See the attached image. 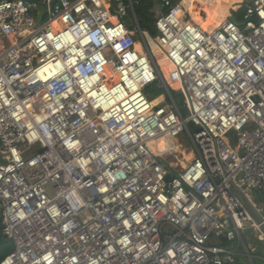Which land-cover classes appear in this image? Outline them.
<instances>
[{
    "label": "built area",
    "instance_id": "obj_1",
    "mask_svg": "<svg viewBox=\"0 0 264 264\" xmlns=\"http://www.w3.org/2000/svg\"><path fill=\"white\" fill-rule=\"evenodd\" d=\"M160 1L153 37L139 0H0V220L14 247L0 264H254L243 234L264 243L250 196L264 193V0L212 31ZM183 134L194 159L178 173L166 158Z\"/></svg>",
    "mask_w": 264,
    "mask_h": 264
},
{
    "label": "rangeland",
    "instance_id": "obj_2",
    "mask_svg": "<svg viewBox=\"0 0 264 264\" xmlns=\"http://www.w3.org/2000/svg\"><path fill=\"white\" fill-rule=\"evenodd\" d=\"M151 1H153V0H151ZM207 1L208 0H198V2L201 3L202 5H204ZM245 2H246V0H241L240 3L233 4V5H231L232 2L230 0H226V1L225 0H219V1L212 2L211 3V5H212L211 15L213 17V21H212V24H209V25L213 26V25L217 24L221 20L225 19L227 14H229V16L227 18H229L230 21L240 25V22L242 21V12L241 13H237V12L242 10ZM199 3L195 4V7L197 9L203 8V6L199 5ZM226 3L228 4V6L231 5L229 7V12H227ZM186 4L187 3H185L184 5H186ZM204 6H206V5H204ZM186 10L189 12V8H187ZM207 10H208V16H209V8L208 7H207ZM128 13L129 14L131 13L129 9H128ZM151 13H154L153 9L149 10V14H151ZM190 15H191V13H187V16H185L183 18V21L188 22L189 21L188 17ZM149 16L151 18L153 17V15H149ZM125 21L128 24V26H130V28H132L134 26V19L131 15H128V17L125 19ZM199 25H201L202 27L208 26V24H206V21L199 22ZM136 48L139 51L142 50L141 44L139 42L136 44ZM153 51H155V55L157 57L159 65L162 68V71L164 72L166 79H168L170 82L174 81V79H175L174 75L175 74L173 72L171 65L167 61L166 57L162 53L159 52V49L156 46H154ZM173 88H177L176 85H174L172 87V89ZM176 93H177L176 101H177L178 105L181 107V110L185 113L183 95L180 92V90H177ZM155 95H157V94H155ZM158 99H159V102L155 105V107H157V108H159V106L162 108L166 107V106H163V103H162L163 100H161L159 97L154 96V101H156ZM192 131L194 132V130H192ZM229 137H232L231 139H229V141H230L231 145L235 147L237 145L236 133L232 132L231 134H229ZM179 141H180V145H182V148L180 150L181 153L176 154L175 156H170V157L166 158L167 162H170L171 164L173 163L174 167L178 168V170H176V172H178V173L184 167V166H182V163H184L186 161L185 157H187L188 154L190 152H192V150H193V145H192V142H191L188 134H183L182 136H180ZM158 148H159V144H158ZM159 151L161 154H163V152L164 153L167 152L168 146L167 145L164 146V145L160 144ZM185 155H187V156H185ZM250 196L254 200V203L257 206V208L261 210V216L264 217V193L259 192V191H252ZM243 236H244V240H245L246 245L249 247V249L251 251H253V253H252L253 263L254 264H263V261L260 258H263V255H264V243L258 240L257 234L254 230L248 229L247 232H244ZM229 247L235 248L236 244H230ZM254 250H256V252H254ZM238 251L240 253H244L243 248H239ZM243 260L245 261L244 263L251 264L250 260L247 257H244ZM244 263H239V264H244Z\"/></svg>",
    "mask_w": 264,
    "mask_h": 264
},
{
    "label": "trees",
    "instance_id": "obj_3",
    "mask_svg": "<svg viewBox=\"0 0 264 264\" xmlns=\"http://www.w3.org/2000/svg\"><path fill=\"white\" fill-rule=\"evenodd\" d=\"M181 1V0H173L174 3ZM250 0H246V2H248ZM197 4V3H195ZM195 4L191 5L189 8V12L191 13V15L188 17L189 21H193V23H199V22H203L206 21L207 23L212 24L213 21V17L211 15V9H212V5L211 3H209L208 1L204 4L207 5L209 7V16H208V10L207 7L204 6L201 9H197L195 7ZM152 2L150 0H141L140 4L136 7L135 11H136V16L138 19V23L140 25V28L144 31H148L150 33L151 36L155 37L157 36V30L155 27V23L156 20L151 18L149 15V10L152 9ZM243 15V9L240 10L237 13H241ZM205 16V17H204ZM209 19V21H208ZM242 23V21L240 22ZM170 94L173 97V99L175 100L176 104L178 105L177 101H176V97H177V93L175 90L169 88ZM149 95L151 94V100L154 102L153 104L156 105L157 101H154V96L156 97H160L163 100H168L169 101V97H168V92L166 91V89L162 86V84L160 82H155L154 84L150 85L147 87V91H146ZM157 94V95H155ZM179 109L181 110V107L178 105ZM13 244L10 240H8L2 231V226H1V220H0V262L8 255L10 254V252L13 250Z\"/></svg>",
    "mask_w": 264,
    "mask_h": 264
},
{
    "label": "crops",
    "instance_id": "obj_4",
    "mask_svg": "<svg viewBox=\"0 0 264 264\" xmlns=\"http://www.w3.org/2000/svg\"><path fill=\"white\" fill-rule=\"evenodd\" d=\"M140 2H141V0H139ZM151 1V0H150ZM209 1V3H212V2H215V1H219V0H208ZM226 1V0H225ZM232 3H231V5H233V4H237V3H240V1L241 0H230ZM152 2V4H153V6H152V9H153V11H154V13H151L150 15H153V19H156L157 20V18H159L162 14H165L166 12H167V9L166 8H164V6H162V2L160 1V0H153V1H151ZM181 3L184 7H185V9H187V8H190V6L191 5H193V4H195V3H199L198 2V0H181V1H178V2H176V3ZM224 2V1H223ZM185 3H187L186 5H184ZM199 5H201V6H203L204 7V5H202L201 3H199ZM226 5H227V12H229V7L231 6V5H229L228 6V4L226 3ZM207 6V5H206ZM208 7V6H207ZM209 8V7H208ZM156 12V13H155ZM186 12L187 13H190V12H188L187 10H186ZM160 14V15H159ZM229 16V14H227L226 15V18ZM225 18V19H226ZM225 19H223V20H225ZM223 20H221L220 22H218L217 24H215V25H213V26H211V25H209L210 23H207L206 22V24H208V26H207V28L208 29H210V28H213V27H216V26H218V24H220ZM208 21H209V19H208ZM160 143H159V148H160V144L161 145H164V146H166L167 145V143H166V138L164 139V138H161L160 139V141H159ZM171 142L174 144V150L176 151V154H179V153H181L180 152V150L181 149H179L177 146H176V143L178 142L176 139H172L171 140ZM159 148H158V150H159ZM160 152V151H159ZM185 156H187V155H185ZM186 158V161L184 162V163H182V166H184L183 168H185V167H187L189 164H190V162L194 159V153H193V151L192 152H190L189 154H188V156L187 157H185ZM263 259H264V255H263ZM263 264H264V260H263Z\"/></svg>",
    "mask_w": 264,
    "mask_h": 264
},
{
    "label": "water",
    "instance_id": "obj_5",
    "mask_svg": "<svg viewBox=\"0 0 264 264\" xmlns=\"http://www.w3.org/2000/svg\"><path fill=\"white\" fill-rule=\"evenodd\" d=\"M190 22L193 23V21L191 20ZM178 89V88H175ZM169 181H171L170 179H168ZM239 196L241 197V199L243 200L245 206L247 207L248 211L250 212V214L252 215L253 219L258 223V224H262V219L259 216L258 212L253 208V206L251 205V203L249 202V200L242 194L241 191H238ZM262 230L264 231V226L262 225Z\"/></svg>",
    "mask_w": 264,
    "mask_h": 264
},
{
    "label": "bare ground",
    "instance_id": "obj_6",
    "mask_svg": "<svg viewBox=\"0 0 264 264\" xmlns=\"http://www.w3.org/2000/svg\"><path fill=\"white\" fill-rule=\"evenodd\" d=\"M227 19V18H226ZM225 19V20H226ZM225 20H223L220 24H218V26H220ZM195 24H197V25H199V23H195ZM202 29H204L205 31H212V30H214V29H216L218 26H216V27H213V28H210V29H208L207 27H202L201 25H199ZM166 57V56H165ZM167 59V58H166ZM168 61V60H167ZM169 62V61H168ZM169 64L171 65V67H172V69H173V72H174V81H172V82H170L168 79V82H170V83H177V78H176V72H175V69H174V67H173V65L169 62ZM164 73V72H163ZM174 85H176V87L178 88L179 87V85H177V84H174ZM173 85V86H174ZM159 102V100L157 101V103ZM165 139V138H164ZM159 141H160V139L158 140V144H159ZM170 142H171V140H170ZM166 143H167V146H168V140L166 139ZM158 144L156 145V146H158Z\"/></svg>",
    "mask_w": 264,
    "mask_h": 264
},
{
    "label": "clouds",
    "instance_id": "obj_7",
    "mask_svg": "<svg viewBox=\"0 0 264 264\" xmlns=\"http://www.w3.org/2000/svg\"><path fill=\"white\" fill-rule=\"evenodd\" d=\"M174 90H175V88H174ZM176 91V90H175Z\"/></svg>",
    "mask_w": 264,
    "mask_h": 264
}]
</instances>
